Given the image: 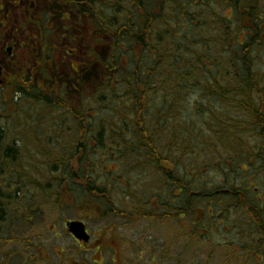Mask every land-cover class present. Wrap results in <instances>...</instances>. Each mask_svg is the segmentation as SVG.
Instances as JSON below:
<instances>
[{"label":"trees","instance_id":"16d2710c","mask_svg":"<svg viewBox=\"0 0 264 264\" xmlns=\"http://www.w3.org/2000/svg\"><path fill=\"white\" fill-rule=\"evenodd\" d=\"M110 2L111 4L104 6L101 12L97 8H86L85 11L87 16H93L87 23L92 27L93 32L98 34L99 44H102V52L94 55L90 64L81 65L79 72L73 73L74 75L68 80L59 78L53 80L55 83L51 84L45 81L51 79V75L59 74L54 71L51 57L48 58L51 64L47 63V59H42L35 63L31 71L21 68L22 66L17 67L16 72L21 68L20 71L16 73V77L8 80L7 89L3 90L12 100L14 96H19L29 105L28 112H31V115L25 116V120H37L38 126L37 130L28 129L23 138L28 136L35 140L36 153L44 157L39 159L40 165L28 170L23 169L21 161L19 162L23 157L22 144H16L15 137L9 140V144L1 143L7 133L4 134L3 127L0 129V221L5 218L9 224L8 240L11 242H26L24 239H13V232L16 231L14 229L26 225L32 229L40 220L43 221L45 216L41 210L44 207L58 206L62 209L63 206H59V201L64 202L61 196L62 194L65 198L72 197L73 194L75 196L73 187L76 191L82 189L86 197L88 196L90 200L95 199L96 202L94 206L87 201L82 203L79 209L81 214L89 219L101 218L108 215L106 212L119 216L118 210L113 206V195L110 196L108 180L99 179L100 171L103 173L110 159L128 163L134 157L137 167L141 161L145 164L144 171L151 173L157 181L164 178L167 172H164V169L161 171L160 165L165 167L166 162H170V153L165 155L159 148L165 145L166 140L174 139L176 135L171 125L174 114L168 112L166 108L171 109L172 102L177 97H186L188 92L189 94L199 92L201 94L199 96L203 99L201 102L205 103L206 97L207 102L212 100L218 103L221 106L220 111H215L216 108L211 105L207 107V112L212 113L211 119L214 124L220 126V134L226 135L224 136L226 143H230L235 134L242 130L246 132L250 130L247 120H244L246 124L242 128L240 116L237 115L238 106L248 115L244 116L245 119L252 114L262 113L256 104L250 106L254 96H257L256 92L261 93L262 90L258 86L261 81L257 80L260 77H256L252 71L254 63L250 60V56L255 59L256 54L253 52L249 55L250 51H255L264 44V8L258 0H224V5L230 7L236 17L240 18L242 15L241 23L234 33L230 30L226 19L225 28L228 31L222 27L218 39L219 49L215 56L209 44L203 51L199 48L197 51L196 48H190L189 38L177 43L176 40L172 42V39H176L175 36L168 40H166L167 36H164V33L169 32L166 30L168 23L161 18H168L169 11L179 18L174 20L178 28L183 25L181 21L183 17L194 22L199 16L208 15L204 11L199 14L195 12L203 4L200 0H193L189 5L178 4L176 0H111ZM175 4L181 7V13L174 12ZM180 14L183 16L181 17ZM160 28L162 31L155 34V30ZM178 30L175 27L173 31ZM151 33L155 37L154 40ZM238 33L243 34L247 43L243 42V44L235 40V36H239ZM124 41L129 45L128 49L138 50L136 54L140 59L129 60L131 66L127 61V67L122 70V61L120 63L117 59L119 57L121 59ZM205 42L206 40L203 39L201 45ZM238 46L242 49L233 52L234 56L226 53L231 49H237ZM87 50L89 52V47ZM92 53L95 54L94 51ZM142 56L145 58L141 59ZM100 70L103 72V77L98 73ZM122 85L129 87V90L123 93L124 95H115V87L122 88ZM105 86L109 87L104 88ZM91 87L104 88L98 95L91 94V102L79 103L74 99L68 100L63 97L62 88L71 89L72 93L82 95L84 89ZM103 95L109 102L116 103L114 106L120 114L109 116L107 126L95 125L91 128L88 123L99 117L92 103L98 105L103 100ZM261 98L258 96L259 100ZM14 104L15 107L19 105ZM20 110L24 113L22 107ZM93 111L95 114L91 116L89 113ZM14 113L13 109L11 115L5 114L6 116L0 117H3L5 122H12ZM19 114L20 111L13 121H23ZM40 125L46 126V129H40ZM188 127L186 125L187 129ZM19 128L24 131V125ZM116 129L118 135L115 134V138L109 142L104 141V133L113 134ZM185 136V139H190ZM184 146L185 144H182V148ZM97 153L99 157L96 156ZM98 161H102L104 166L97 164ZM175 175L177 174L170 176L173 182H165L169 186L167 190H175L176 187L182 191L186 187L190 189L188 183L176 179ZM25 186H28L27 189L24 188ZM31 190L38 195V200L40 199L38 202ZM23 193L27 194L21 199L20 194L22 196ZM130 194L132 192L126 190L125 196L128 197ZM157 195L148 202L143 200V196L141 197L140 206L143 207L144 212L145 206H150L153 200L158 203L159 192ZM197 195L202 198L206 196L212 198L213 191L208 194L201 191ZM169 201L165 204L169 211L167 216L180 217L181 212H184L185 216L190 215L188 209L177 210ZM75 202L74 200L69 204L63 203L64 208H72ZM195 202L200 205L201 200L197 198ZM210 203L208 201V204ZM151 210L149 213L146 211L138 219L154 220L153 207ZM119 211L120 215L125 214ZM157 217H160L159 213ZM200 225L202 226V223ZM262 248L264 247L261 243L254 245L255 251ZM36 250L43 259L45 255L43 248L36 247ZM33 260L36 262V259Z\"/></svg>","mask_w":264,"mask_h":264},{"label":"rangeland","instance_id":"374dc122","mask_svg":"<svg viewBox=\"0 0 264 264\" xmlns=\"http://www.w3.org/2000/svg\"><path fill=\"white\" fill-rule=\"evenodd\" d=\"M176 1L178 4L189 5L193 0ZM200 1L203 4L201 8L195 10V12L199 14L201 11H204L205 13L207 12L208 15L203 14L195 19L194 22L189 18L183 17L181 20L183 25L178 28L174 20H179V18L175 13L173 14L169 11L168 18H161L168 23L166 30H169V32L167 34L164 33V36H167L166 40L175 36L176 39H172V42L176 40L177 43H180L185 38H189L191 40L190 48H196L197 51L198 48L203 51L204 47L209 44L215 56L219 49L218 39L220 38L219 35L222 32V27L225 28V23L228 20L230 30L236 33L238 24L241 23L240 18L242 15L240 18L236 17L233 10L227 7V5H224V0ZM258 1L264 8V0ZM178 4L173 5L176 14L181 13V7H179ZM180 15L181 17L183 16L182 14ZM21 17L22 14L15 16L17 19ZM21 19L23 20V18ZM196 22H200V24L197 25ZM84 25V36L83 38L81 36V40H77L78 44H81V47H78L79 56L75 58L67 56V58H65L57 52L51 54L55 68L54 71H57L59 74L58 76L51 75L52 80L56 81L59 78H62L64 81L68 80V78L74 75V72H79L81 65L85 63L90 64L91 58L102 52V44H99L100 38H98V34L93 32L89 23ZM175 27L179 30L174 32L173 30ZM225 29L228 31L227 28ZM160 31H162V28L155 30L154 33L157 34ZM22 32L23 31L16 32L18 36L17 39L19 38L18 40L21 41V38H23L24 42H26V38L23 37ZM1 35L2 33L0 32V36ZM232 36L234 37V35H231V37ZM41 37H44V41L46 42L44 47L48 48L49 44L53 42L52 37H54V35L45 31L41 33ZM154 38L155 37L152 36V40H154ZM203 39L206 40V42L201 45ZM235 40H238L240 43H247L243 34H239L238 37L235 36ZM222 41L223 39H221V42ZM123 43L124 46L122 48L121 59L120 57L117 59L120 63L122 61V70L127 67V61L131 66L132 63H130L129 60L139 58L138 54H136L138 51L136 48L128 49L127 47L129 45H127V42L124 41ZM88 47L89 52L87 50ZM226 48H228V46H226ZM239 49H242V47L238 46L237 49H231L226 53L228 55H233V52H237ZM92 51H94L95 54H93ZM222 51L225 52L224 49H222ZM22 53L26 52L22 51ZM252 53L256 54L255 59L252 58ZM19 54L21 53L19 52ZM249 55H251V62L254 63L252 71L256 74V77H260L257 78V80L261 81V84L258 86L262 89L261 93L256 92L257 96H254L255 101L253 100L250 106L252 107V105L256 104L257 108L262 111L261 114H263L264 44L260 48L257 47L255 51H250ZM142 58H145V56H142L141 59ZM76 61L79 62V64H77ZM23 62L24 61L20 62V60H16L15 65L21 67ZM47 63H50L48 59ZM28 65L31 66L30 68L27 67V70L31 71L34 64L28 63ZM71 66L74 67L75 71ZM98 73L103 77L102 70L98 71ZM108 87L105 86L104 88ZM104 88L91 87L90 89H84L85 91H83L82 95L72 93L70 91L71 89L66 90L62 88V91L63 97L68 100L70 98L74 99V101L80 103L81 101L91 102V94L98 95L102 91L101 89ZM127 90H129V87L124 85H122V88L116 86L114 94H125ZM199 95H201L199 92L194 94H189L188 92L186 97H177L173 100L171 109L166 108L168 112L174 114L171 125L175 129L176 135L174 139L169 138V140H166L167 142L164 143L169 148H166L165 145L159 148V150H163L165 155L170 153V162H166L165 167L163 166L164 172H167L163 179L157 181L153 178V175L151 176V173L145 172L143 169L145 164L141 161L137 167V162L134 161V157L131 158V161L128 163L122 160L114 161L110 159L106 167H104L103 173L100 171L99 179L108 180L107 183L111 190L110 196L113 195V206L118 210L119 216L106 212L108 215L101 218L89 219L86 215L81 214L79 209L82 203L87 201L94 206L96 202L95 199L90 200L88 196L86 197L82 189L76 191L73 187L76 194L75 196L72 193V197L65 198L64 194H62L61 197L64 199V202L63 200L59 201V206H63L62 209L58 208V206L41 207L43 208L41 212H44L45 216L43 217V221L40 220L32 229L28 228L26 225L14 229L16 231L12 230L14 231L12 235L14 240L24 239L26 242H11L7 240L9 236L6 235V231L3 232V235H0V264H69V260H72L71 264H75L82 260H85L89 264L93 261H97V263L102 262V264H264V248L259 249L260 251L258 249L257 251L254 250V245L259 242H263L264 246V239H261L262 234L254 231L249 221L250 219L256 222L255 210L246 211V209H240V207L235 208L236 206H234L232 210L229 209L226 213L223 212L224 216H222L219 223H213L211 213L215 212L217 208L208 204L211 198L207 196L202 198L200 195H196L201 191L208 194V192H212L217 188L220 189L223 183L222 176H224V173L221 175L218 164H224L226 161L225 165L228 166V164L234 163L230 161L231 156L237 154L240 158L243 156L246 157L248 154L247 151L252 147V139L244 130L241 131V136L239 137L240 139L242 138L240 145L233 146L234 143L233 145L231 142L226 143L224 140V136L226 135L220 134V126L214 124V121L211 119L212 113L207 112V107H211V105L216 108L215 111H220L221 106L216 102H212V100L207 102L206 97H203L205 103L201 102L202 96ZM258 96L262 98L259 100ZM20 98L19 96H14L12 100L9 98V95L6 93L4 94L3 90H0V116L3 115L4 117L6 116L5 114L11 115L14 109L15 113L13 117L15 118L20 111L19 117L23 119V121H13V118L12 122H5L4 118L0 117V129L3 127L5 130V132L3 131L4 134L7 133L6 138H4L1 143L6 144L8 142L7 144H9V140L15 137L17 139L15 143L18 145L22 144L21 148L23 150V157L19 162L21 161L20 164L23 169L28 170L31 167L40 165L38 164V162H40L39 159H44V157L36 153L37 146H34L35 140L30 139L28 136L23 138L28 129L37 130L36 128L38 125L36 124L38 121L34 119L25 120V116L30 117L31 112H28L29 105L25 103L24 99ZM13 102L19 105L15 107L14 105L16 104ZM114 105H116V103L109 102L105 95H103V100L99 102L98 105L92 103L99 117H96L97 119L88 123V126L91 128L95 125L98 127L107 126V122L110 120L108 118L109 116L115 115L116 113L120 114ZM21 107L24 113L20 110ZM237 110L239 112L237 115L240 116L239 121L241 120L243 128L246 124L244 120H247L244 118L246 114L242 112V108L239 106ZM89 114L92 116L95 112L93 111ZM47 123L48 122H46V124ZM22 125H24V131H21L19 128ZM186 125L189 126L188 129ZM41 128L46 129V126L40 125V129ZM117 131L118 129H116L113 134L109 132L106 134L104 133V141L109 142L111 139H114L115 136L118 135ZM185 135L191 140L185 139ZM192 139L194 140L193 143ZM234 141L236 140L232 142ZM182 144H185L184 148H182ZM228 144L231 146L229 147ZM37 155H39V157ZM96 156L99 157V154L97 153ZM98 163L104 166L102 161H98L97 164ZM175 173L177 174L175 175L176 179L188 183V186L193 192L187 187L183 189L181 193L178 191L179 187H176L175 190L166 189L169 187L166 183L172 181L170 176H173ZM231 173H233V171H231ZM27 174L29 175V172H27ZM238 174H240V172ZM231 176L235 175L232 174ZM27 182L25 184H27ZM233 182L235 185L241 184V187L239 186L241 189L248 188L244 180H235ZM163 185L165 188L161 189ZM27 187L28 186H25L24 188L27 189ZM228 189L229 186L226 187V190ZM126 190L129 193L132 192L128 197L125 196ZM190 191L195 194V196L191 194ZM251 191L252 193L250 195L254 194L253 188H251ZM158 192L161 196L166 195L165 201L167 202L170 200V205L175 209L182 210L184 207L192 213L185 216L183 214L184 212H181L182 216H184L181 217L182 219L177 217L178 215H176V217L165 216L163 217L164 219L161 217H155L154 220L152 218L138 219L141 218L146 211L149 213L152 209L151 206L157 203V201H153V203H150V206H145L146 210L144 212L142 209L143 207L140 206L142 202L141 197L143 196V200L148 202L153 196H158ZM27 193H23L22 196L20 194V198L22 199ZM32 193H34L36 196L34 198L38 202L40 200H38V195L34 191ZM195 198L201 200L200 205L198 203L199 206L194 204ZM74 200L76 202L72 208H64L65 205H63V203L66 204L68 202L69 204ZM156 209L159 215L169 213L166 207L163 209L158 207ZM119 210L123 211L125 214L120 215L121 213ZM225 214L227 215L226 217ZM199 217L205 222L203 225L206 228L201 232L200 238L190 227L191 224L195 223L194 220ZM66 221H82L84 223L90 235L87 253L81 252V249L75 244L76 242L65 230L64 224ZM6 224L8 233L9 224L7 222ZM3 239L7 241H3ZM36 247L43 248L45 253L43 259L37 252ZM44 257H46V259H44ZM33 258L36 259V262H34Z\"/></svg>","mask_w":264,"mask_h":264},{"label":"flooded vegetation","instance_id":"af4514ba","mask_svg":"<svg viewBox=\"0 0 264 264\" xmlns=\"http://www.w3.org/2000/svg\"><path fill=\"white\" fill-rule=\"evenodd\" d=\"M110 1L111 0H0V32L2 33L0 36V90L7 89L6 83H8V80L16 77V73L20 71L21 68L25 70L27 67L30 68L31 65H28V63H33L35 66L36 62L52 57L51 54L55 52L65 58H67V56L73 58L79 56L78 47H81V44H78L77 40H81L84 36V24L93 18L91 15H86V8H97L98 11L101 12L104 6L111 4ZM20 14H22L21 18H23V20L21 18H15L16 15ZM19 31H23L22 34L23 37L26 38L27 43L24 42L23 38H21V41L18 40L19 38L17 39L18 36L16 32ZM45 31L50 32L54 37H52L53 42L49 44L48 48L45 47L43 49L42 47L46 45V42L44 41V37H41V33ZM22 51L28 54L22 53ZM19 52L21 54H19ZM16 60H20V62L24 61L22 67L19 68L17 72V65H15ZM77 64H79V62H77ZM71 67L75 71L74 67ZM76 73L77 72H74V74ZM45 82H51V84L55 83L50 78ZM247 123H249L250 130L245 132L248 133L252 139V147L247 151L248 154L246 157L243 156L240 158L237 154H232L233 156L230 157V161L234 163L228 164V166L225 165L226 161L224 164H218V169L221 171V175L224 173V176H222L223 183L220 189L217 188L213 191L210 205L216 207L217 210H215V212H212V210L211 216L213 217V223H219L222 216H224L223 212L226 213L227 210H232L234 206H236L235 208L240 207V209H246V211L255 210L256 222L249 219L250 225L256 233L262 234L261 239H264V113L252 114L251 117H247ZM240 136L241 132L235 134L232 141H236H231L232 145L234 143L233 146L240 145L242 142V138H239ZM160 169L162 171V164L160 165ZM231 171H233V173H231ZM239 172L240 174H238ZM232 174L235 176H231ZM161 179H163V177ZM235 180H244L248 188L241 189V184H234L233 181ZM227 186H229L228 190H226ZM251 188H253L254 191L252 195H250L252 193ZM161 189H164V185ZM178 191L180 193L182 192V190ZM193 195L195 196V194ZM195 200L197 201V198H195ZM153 201L150 203H153ZM165 204V195H160L158 203L151 206L154 209L155 217H157L158 214L156 208L161 207L163 209L166 207ZM190 204L193 205L192 203ZM194 204H196V202ZM196 206H199L198 202ZM191 213L192 212H190V214ZM165 216H167V213L160 214L161 218ZM226 216L225 214V217ZM181 217L184 216L181 214L180 219H182ZM194 222V224L190 225L192 228L191 230L197 233V236L200 238L201 232L206 229L203 225L205 222L201 220L200 217L196 218ZM0 223V235H3L5 231L6 235H8L6 219L3 218ZM200 223H202V226ZM7 240L3 239V241ZM75 242L78 244L82 253H87L89 244L85 245L76 240ZM259 243L263 246V242ZM71 263L72 260H69V264ZM75 264L89 263L82 260ZM91 264H102V262L97 263V261H93Z\"/></svg>","mask_w":264,"mask_h":264},{"label":"water","instance_id":"95a60500","mask_svg":"<svg viewBox=\"0 0 264 264\" xmlns=\"http://www.w3.org/2000/svg\"><path fill=\"white\" fill-rule=\"evenodd\" d=\"M67 227L68 232L71 233L78 241L86 243L89 240V236L87 232H85L84 225L81 222L74 221L73 223H68Z\"/></svg>","mask_w":264,"mask_h":264}]
</instances>
